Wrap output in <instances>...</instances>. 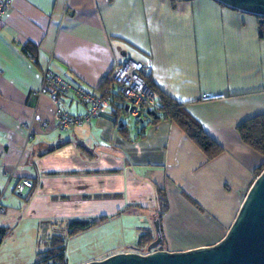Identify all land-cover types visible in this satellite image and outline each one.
<instances>
[{"label":"crops","instance_id":"crops-1","mask_svg":"<svg viewBox=\"0 0 264 264\" xmlns=\"http://www.w3.org/2000/svg\"><path fill=\"white\" fill-rule=\"evenodd\" d=\"M257 26L256 15L217 0H12L0 22V226L11 227L0 264H32L58 234L74 264L132 251L142 232L156 237L157 188L168 202L162 249L218 242L264 163L237 132L264 113ZM123 53L184 105L219 154L208 158L170 119L148 116L128 128L113 106L84 125L55 127L49 88L35 93L44 71L97 95ZM202 93L218 97L204 101ZM61 106L86 110L73 92ZM22 179L32 186L20 195ZM100 217L67 235L70 221Z\"/></svg>","mask_w":264,"mask_h":264},{"label":"water","instance_id":"water-1","mask_svg":"<svg viewBox=\"0 0 264 264\" xmlns=\"http://www.w3.org/2000/svg\"><path fill=\"white\" fill-rule=\"evenodd\" d=\"M217 1L264 16V0ZM154 229L156 237L148 244L146 253L132 248V251L113 253L84 264H264V168L253 178L232 223L218 242L184 251H169L158 248L162 238L157 219Z\"/></svg>","mask_w":264,"mask_h":264},{"label":"built area","instance_id":"built-area-1","mask_svg":"<svg viewBox=\"0 0 264 264\" xmlns=\"http://www.w3.org/2000/svg\"><path fill=\"white\" fill-rule=\"evenodd\" d=\"M11 1L0 0V22L10 9ZM142 69L140 62L126 56L114 58L109 72L103 77L102 86L97 95L85 90L81 85L58 76L52 70L46 69L42 75L41 86L35 93L40 95L46 92L47 87L49 88L48 96L55 105L53 124L61 131H66L73 126L84 125L97 118L100 113L112 106L114 98L119 99L117 100L129 116L142 120L159 109V95L147 84L141 74ZM68 92H73L79 102L86 107L83 113L71 114L62 108L61 103ZM217 97V95L208 93L200 95V99L204 101ZM40 124L44 129L50 126L47 120L41 121ZM28 135L30 136L31 133L28 132ZM31 186L30 180L22 179L15 183L14 190L21 195L24 188ZM1 199L2 195H0V213L3 211Z\"/></svg>","mask_w":264,"mask_h":264},{"label":"trees","instance_id":"trees-1","mask_svg":"<svg viewBox=\"0 0 264 264\" xmlns=\"http://www.w3.org/2000/svg\"><path fill=\"white\" fill-rule=\"evenodd\" d=\"M258 18V36L264 39V16L256 15ZM142 76L145 78L147 84L152 87L159 95V109L151 114V120L153 123L159 119H170L180 127V129L207 155L208 158L215 157L220 153L222 148L216 141H214L201 127L199 122L193 118L185 109L184 105L178 103L171 97L158 91L155 85L151 82L149 76L145 74L143 69L141 70ZM102 86V84H101ZM100 86V87H101ZM118 99V98H117ZM119 100V99H118ZM115 98L112 100V106L114 107ZM119 110L125 112L123 107L119 103L116 105ZM117 114L118 112L114 110ZM139 118H136L138 121ZM121 129L125 128L124 124ZM237 132L246 145L260 153L264 157V113L252 116L245 119L237 126ZM264 168V163L258 168L256 175ZM255 175V176H256ZM26 200L29 198L26 197ZM156 200L158 203V211L156 219L159 222L162 214L168 208V202L166 195L162 189H156ZM105 218L100 217L98 219H81L72 220L67 224V235L71 236L83 230H86ZM11 232V227L0 226V244L3 239ZM161 242L163 240L161 227H160ZM155 239L152 232L144 231L139 235L138 241L135 245V249L146 253L148 244ZM158 248H162L161 245ZM32 264H68L67 257L65 255V240L64 236L52 235L49 238V242L46 245V249L38 253V258Z\"/></svg>","mask_w":264,"mask_h":264},{"label":"rangeland","instance_id":"rangeland-1","mask_svg":"<svg viewBox=\"0 0 264 264\" xmlns=\"http://www.w3.org/2000/svg\"><path fill=\"white\" fill-rule=\"evenodd\" d=\"M114 110H116L118 112V115L121 117L122 121H124V123L127 124L128 128H132L133 125H135L137 123L135 117H131L126 112H122L121 110H119V108L116 105H114ZM152 226H154V222L152 223ZM160 245L163 247V243H161ZM67 247H68L66 250L67 260H68L69 264H74L76 262V260L74 259L76 257V255L71 253V249L69 248L70 245L67 244ZM132 248L135 249V247H132ZM30 256H31V254H30ZM29 260H30V262H33V259H31V257Z\"/></svg>","mask_w":264,"mask_h":264}]
</instances>
